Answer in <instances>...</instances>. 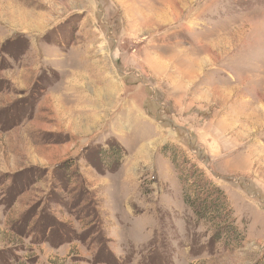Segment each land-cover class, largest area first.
Masks as SVG:
<instances>
[{"label":"rangeland","instance_id":"374dc122","mask_svg":"<svg viewBox=\"0 0 264 264\" xmlns=\"http://www.w3.org/2000/svg\"><path fill=\"white\" fill-rule=\"evenodd\" d=\"M72 65L95 125L43 97ZM0 264H264V0H0Z\"/></svg>","mask_w":264,"mask_h":264},{"label":"crops","instance_id":"0c3cea01","mask_svg":"<svg viewBox=\"0 0 264 264\" xmlns=\"http://www.w3.org/2000/svg\"><path fill=\"white\" fill-rule=\"evenodd\" d=\"M73 66L69 67V73L60 76L54 88L44 92L43 97L55 100L57 108L61 109L60 113L64 115L74 114L75 111H78V114H89L88 120L95 125L98 111L102 113L108 111L106 110L108 108L112 109L114 92L112 79L106 77L98 86L97 83L102 78L93 80V76L90 77L84 72L76 74V70L71 71ZM77 99L79 102L75 106L72 101ZM69 127L73 129L72 126Z\"/></svg>","mask_w":264,"mask_h":264},{"label":"trees","instance_id":"16d2710c","mask_svg":"<svg viewBox=\"0 0 264 264\" xmlns=\"http://www.w3.org/2000/svg\"><path fill=\"white\" fill-rule=\"evenodd\" d=\"M115 145L117 144L111 143L102 148L100 152V161L102 167L105 168L104 172L115 171L127 157L126 153ZM174 167L177 171L176 163H174ZM178 180L179 184L182 185V196H184V202L192 210L196 221L203 222L205 225H210L212 230H214L216 240H223L224 238H227V243L230 244L233 242L235 238H237V235H235L236 230L231 228L229 221H227V219H229V212L224 206L226 203H221L217 194L213 195V197H217L213 200H211L212 196L208 194L202 201L193 202L187 198L186 191H184L185 181L180 176H178ZM240 244L241 242L238 243V246H240Z\"/></svg>","mask_w":264,"mask_h":264}]
</instances>
